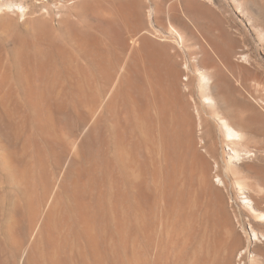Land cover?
I'll use <instances>...</instances> for the list:
<instances>
[{
	"label": "bare ground",
	"instance_id": "6f19581e",
	"mask_svg": "<svg viewBox=\"0 0 264 264\" xmlns=\"http://www.w3.org/2000/svg\"><path fill=\"white\" fill-rule=\"evenodd\" d=\"M102 1L113 3L109 11L114 19L105 23L102 34L116 45V50L101 48L100 39L94 35L78 32L80 30L69 33L68 39L74 45L77 57L88 62L87 68L78 63L75 53L56 44L54 35L40 30H35L31 40L15 35L10 43L8 64L3 63L0 50V143L4 148L0 164L15 185L7 217H0V264H6L9 257L20 259L21 264H71V261L75 264H108L111 260L105 262L106 237L111 232L116 240L123 241L125 224L121 213L124 209L141 215L145 244H152L149 236L153 222L151 213L158 199L172 213L186 210L184 219L190 222L200 205L206 209L208 220L204 223L207 230L211 229L210 238L199 241L196 248L191 239L187 252L191 264H232L229 251L237 246V242L235 239L229 244L224 241L229 220L219 190L209 181L208 165L196 151L191 118L179 89L180 73L170 61L166 48L157 47L148 37L142 36L138 40L133 38L132 44L139 43V47L129 52V64L126 63L114 84L119 54L125 52L127 39L115 30L113 22L118 19L124 28H135L141 16V0ZM12 9L10 4L0 5V29L7 28L5 21H14L11 15L2 16ZM23 12L21 16L25 17ZM261 19L256 20L261 24L258 32L264 44V19ZM219 24L217 37L223 39L224 46H213L212 50L223 66L233 75L241 70L245 76L262 78L258 71L263 68L260 61L243 52L251 44L248 36L239 31L238 37H232ZM177 35L181 39V35ZM208 41L214 44L212 40ZM203 52L197 78L202 90L199 94L203 105L211 107L214 114L211 116L219 121L224 137L237 144L238 147L231 151L239 158L241 151L245 155L249 153L240 147L244 148L250 139L252 126L244 123L245 119L240 121L215 108L216 99L220 100L226 94L223 86L227 85L228 79H222L223 71L208 50ZM97 80L105 87L113 86L105 104L108 117L96 120L83 132L85 118L79 111L69 108L94 106L99 98L95 86ZM232 88L236 93L240 92L239 88ZM153 102L158 111L157 126L149 112ZM118 107L122 108L123 114L116 111ZM245 108L254 123L264 125L263 118L253 114V106L246 105ZM226 110L230 112L229 108ZM124 121L132 122L125 124ZM105 122L110 125L109 136ZM63 134L73 138L80 135L76 156L69 157ZM110 148H113L112 155ZM189 158L191 166H188ZM192 166L200 172H195ZM50 167L61 177L40 221V208L49 201L48 196L53 191ZM253 204H257L256 199L252 200ZM39 221L38 231L29 247V237ZM109 224L112 230H109ZM188 231L191 238L196 234L192 228ZM250 236L256 240L254 231H250ZM176 246L179 244L175 243ZM155 257L154 264H163L166 256Z\"/></svg>",
	"mask_w": 264,
	"mask_h": 264
},
{
	"label": "rangeland",
	"instance_id": "374dc122",
	"mask_svg": "<svg viewBox=\"0 0 264 264\" xmlns=\"http://www.w3.org/2000/svg\"><path fill=\"white\" fill-rule=\"evenodd\" d=\"M140 3L141 16L135 28H124L123 22L118 19H116L117 21L115 20L116 22H113L115 30L122 33L127 39L125 52L122 51L119 54L120 61H118V68H116L113 83L116 84L115 80H118L121 76L120 72H123V67H126V63L129 64L128 57L131 54L129 52L137 50L139 47V43L136 46L132 44L133 38L138 40L142 36L145 38L148 37V40L155 43L154 45L157 47L166 48L170 56V61L180 73L178 79L180 84L179 89L183 93V102L185 103L186 110L189 112V115H192V118L191 116L190 118L193 123L192 133L196 151L208 163L210 172L208 176L209 181L219 190L221 200L224 204V210L229 220V230L226 229L224 231L225 234L223 233L224 241L229 244L232 239H235L237 242V246L229 251L232 264H264V241L262 240L264 236V125L254 123L250 119L251 115L249 112H246L245 108L246 105L253 106L255 110L253 114H256L257 118L262 117L264 120V44L262 43V39H260L261 34L258 32L261 24H258L260 22L257 21H260V17H264V0H141ZM1 4H10L13 7V11H7L2 16L8 14L13 16L12 18L14 19V21H5L7 28L0 29V50L3 53V63L8 64L10 61L9 54L12 48L10 43L15 35H20L31 40L35 30L51 33L56 37V44L68 48L75 55V47L70 43L71 41L68 38H70L71 32H77L78 30H80L78 32L87 33L99 38L101 48L112 47L111 49L113 50L117 49L116 45L107 41L102 34L106 29L104 26L105 23L114 19L113 14L111 15L109 11V8L113 4L111 1L0 0ZM22 9L24 10L25 17L21 16ZM218 24L227 29L232 34V37H238L237 34L239 31L248 36L251 44L243 52L247 55H253L254 59L256 58L260 61L263 68L258 71L262 75V78L257 79L254 76H245L241 70L233 75L223 66L216 52L212 50L213 46L222 48L224 46L223 39L217 37ZM146 31H150L151 33L149 32L148 34ZM177 34L181 35V39H179ZM208 39L212 40L214 44H209ZM202 48L207 49L215 58L220 69L223 71L224 77L222 76V79L225 78L224 80L226 81L228 79V82H226L227 85L223 86L225 87L223 89L226 90V94L225 96L222 95L224 97L221 96V99L219 98L220 100L216 99L215 108L222 113L226 112L236 116L240 121L245 119L243 122H247L249 123L248 125L252 126V134L248 140L249 143L247 141L243 145L245 146L244 148L240 147L242 148L241 150L247 149L250 154L245 155L241 151L239 158L234 157L232 151L234 147H238L236 146L237 144L234 141L233 143L232 141H228L224 137L219 121L214 116H211V107L203 105L202 95L199 94L202 90L197 82L199 72L201 71L199 63L204 56V49ZM254 59L252 58V60ZM77 60L81 66L87 68L88 62L84 58L78 56ZM233 61L239 64L236 58H233ZM251 69L254 71L252 67ZM214 81L215 79L212 82ZM95 86L99 98L94 106L90 105L81 109L69 108V110H76L75 112L79 111L85 118L86 127L83 132L86 128L92 126L96 120L107 119L108 117L105 104L113 86L105 87L98 80ZM232 87L239 88L240 92L236 93ZM217 100L222 103H219ZM151 107L149 108V112L152 120L156 122L153 124L156 125L158 111L154 102ZM119 108L116 111L123 114L124 111L122 108L121 110ZM228 108L230 112L226 110ZM242 114L245 118H242ZM172 115L175 116L176 113ZM198 117H200V121ZM248 121H251L252 124ZM131 122L124 121L125 124H131ZM135 122L133 120L134 126L136 124ZM107 123L105 122V128H107L106 132L108 135L110 133V125ZM79 138L80 135L73 138L69 134H63V143L68 148L69 157L77 155ZM154 144H152V147H154ZM0 147L1 155L4 150L1 143ZM110 154H113V148H110ZM190 163L191 158L188 159V166H191ZM53 169V167H50L49 173L50 176L52 175L51 185L53 184L54 186L55 184V186H52L53 191L48 196L49 201L40 208V221L44 216V211L46 212V209H48L50 201L54 197L53 195H55L57 184L61 177V174ZM193 170L200 172L197 168H193ZM225 170L227 171L225 172ZM4 174L5 172L1 167L0 217L2 219H6V214H8L11 206L10 200L12 201L15 195V192L13 193L15 191V185ZM241 186L242 188H240ZM253 199H256V205H252ZM205 210L203 205H200L196 211L197 213L195 212L194 216L192 214L193 219L191 218L190 222V220L187 221L184 219L187 214L186 210H178V212L174 210L172 213V210L170 211V208H167L161 199H158L155 201L151 213V221L153 220V222L150 227L149 236L152 238V244L147 246L141 231V215L139 216L132 210L124 209L121 213V218L125 224V230L122 235L123 241L116 240L110 232L109 237H106L107 244L105 243V250H107L105 252V258L107 259L105 262L111 260L108 261V264L110 262L111 264H144L145 261V264H154L155 256L165 255L163 264H168L169 262V264H191V260L187 256L188 245L191 239L192 245L196 248L199 241L202 242L210 238V228L207 230V225L205 226L208 220ZM4 214L5 216H3ZM260 215L263 217L261 218ZM199 218L201 219L199 220ZM40 221L29 237V247L33 243ZM108 227L109 230H112L111 224ZM191 228L196 233L192 238L189 237L188 231ZM251 230L256 233V240L251 238ZM175 243L179 244L176 248L174 247ZM109 255L112 256L110 257ZM71 262V264H75L74 261ZM21 263L20 259L17 258L12 259L9 257L6 259V264Z\"/></svg>",
	"mask_w": 264,
	"mask_h": 264
},
{
	"label": "water",
	"instance_id": "95a60500",
	"mask_svg": "<svg viewBox=\"0 0 264 264\" xmlns=\"http://www.w3.org/2000/svg\"><path fill=\"white\" fill-rule=\"evenodd\" d=\"M190 116H191V118H192V115L190 114ZM193 121V120H192ZM191 125H192V127H193V123H191ZM193 131V130H192ZM200 155V154H199ZM201 156V155H200ZM202 157V156H201ZM203 158V157H202ZM203 160H204V158H203ZM205 161V160H204ZM206 162V161H205ZM207 163V162H206ZM207 165H208V163H207ZM209 168V167H208Z\"/></svg>",
	"mask_w": 264,
	"mask_h": 264
}]
</instances>
